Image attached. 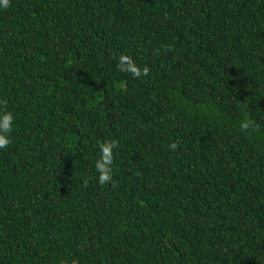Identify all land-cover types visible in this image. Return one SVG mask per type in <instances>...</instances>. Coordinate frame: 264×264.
<instances>
[{
    "label": "trees",
    "instance_id": "1",
    "mask_svg": "<svg viewBox=\"0 0 264 264\" xmlns=\"http://www.w3.org/2000/svg\"><path fill=\"white\" fill-rule=\"evenodd\" d=\"M0 100V264H264V0H11Z\"/></svg>",
    "mask_w": 264,
    "mask_h": 264
},
{
    "label": "clouds",
    "instance_id": "2",
    "mask_svg": "<svg viewBox=\"0 0 264 264\" xmlns=\"http://www.w3.org/2000/svg\"><path fill=\"white\" fill-rule=\"evenodd\" d=\"M11 6V0H0V7L5 10ZM171 51L172 49L169 48ZM117 60V67L120 72L131 74L134 79H142L150 75V67L145 65L139 67L135 61L126 54H120ZM7 107L6 100H0V149H6L12 143V133L14 131V116L11 112H6L4 109ZM242 132L251 134L258 129L255 120L245 115L244 119L239 125ZM118 142L115 140L103 141L98 147L100 150V158L95 162V170L98 173V184L103 187L113 183V164H114V150L118 148ZM171 152L178 150L177 143L173 142L169 146ZM72 264H77L73 261Z\"/></svg>",
    "mask_w": 264,
    "mask_h": 264
}]
</instances>
